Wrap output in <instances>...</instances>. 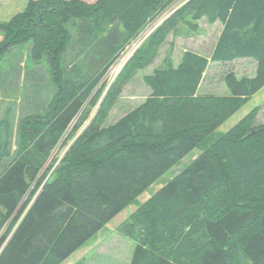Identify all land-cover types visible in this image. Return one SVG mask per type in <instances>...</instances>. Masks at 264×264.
Returning a JSON list of instances; mask_svg holds the SVG:
<instances>
[{"label": "trees", "instance_id": "16d2710c", "mask_svg": "<svg viewBox=\"0 0 264 264\" xmlns=\"http://www.w3.org/2000/svg\"><path fill=\"white\" fill-rule=\"evenodd\" d=\"M174 1L28 0L0 21V61L27 43L51 76L42 102L0 105V264H61L264 87V0H184L100 101L110 67ZM203 18L223 24L211 55L186 50L177 65L167 56L144 76L145 100L103 124L166 35ZM239 58L255 61L253 76L229 72L227 93L199 92L210 62ZM14 85L4 87L7 97ZM256 115L214 137L117 227L135 244L129 264H264V124Z\"/></svg>", "mask_w": 264, "mask_h": 264}, {"label": "rangeland", "instance_id": "374dc122", "mask_svg": "<svg viewBox=\"0 0 264 264\" xmlns=\"http://www.w3.org/2000/svg\"><path fill=\"white\" fill-rule=\"evenodd\" d=\"M86 1L95 2L96 0ZM27 3L28 0H0V21H8L12 15L18 11H22ZM183 3L184 0H175L167 9L161 12V14L148 25L140 36L130 44L127 50L110 67L102 81L100 101L134 51L145 42L156 27L162 24L163 21ZM221 30L222 23L220 21L211 24L206 18L191 21L190 23H181L176 31L170 32L163 39L159 46L158 54L152 63L138 69V71L124 83L122 91L117 96L116 101L102 123L108 124L116 121L119 117L145 100L150 93V89L144 83V76L152 72L153 69L163 66L164 59L167 56H171L174 63L177 65L186 50H193L198 53L209 55ZM2 39L3 35L0 33V40ZM25 44L26 45L11 48L0 61V105L6 103V101L10 99L22 110L26 106L27 99L42 102L46 96H51V90L49 91V89L45 88L51 83L49 64L47 61L40 64L35 63L31 56L29 57L28 55V44ZM255 67L256 63L253 59H239L231 62H212L206 79L201 83V91L218 94L224 93L227 91L225 76L229 72H235L238 77L250 76L254 74ZM19 70H22V73H20ZM35 77H37V80ZM11 82L15 83V89L10 91V96L7 97L6 94H4V87L7 86V83L9 84ZM33 87L36 88L35 92L32 89ZM41 88L47 89V94H45L44 90L39 93V89ZM100 101L96 106L92 107V114L96 112ZM38 108L39 107H36V109ZM254 109L257 110L254 121L255 124H264V87L209 136L202 146L194 148L178 164L174 165L160 176L139 195L133 203L118 213L111 221L104 225L95 236L89 239L61 264H129L130 246H132L134 242L132 240H125L121 237L117 227L124 222L141 203L146 201L166 182L175 177L192 159L201 154L203 149L210 144L214 137L225 133L243 116ZM63 154L64 151L62 147H56L52 153L54 159H57L55 165L59 162ZM121 241L125 243L123 248L116 245Z\"/></svg>", "mask_w": 264, "mask_h": 264}, {"label": "crops", "instance_id": "0c3cea01", "mask_svg": "<svg viewBox=\"0 0 264 264\" xmlns=\"http://www.w3.org/2000/svg\"><path fill=\"white\" fill-rule=\"evenodd\" d=\"M222 27H223V24H222ZM219 36V35H218ZM218 38V37H217ZM217 40V39H216ZM214 47V46H213ZM213 50V49H212ZM211 53H212V51L209 53V55L208 54H204V53H201V54H203V55H205V56H210L211 55ZM239 59H251V58H239ZM239 59H236V60H239ZM211 63L212 62H210L209 63V67H208V69H207V71H206V73H205V77H204V79H206V75H207V73H208V70H209V68H210V66H211ZM256 68V67H255ZM151 73V72H150ZM255 73V72H254ZM254 75V74H253ZM253 75H250V76H253ZM242 77V76H241ZM201 88H202V85L200 86V88H199V92L200 93H214V92H202L201 91ZM263 88V87H262ZM228 92V88H227V91L226 92H224V93H227ZM216 94H218V93H216ZM221 94H223V93H221ZM256 94V93H255ZM254 94V95H255ZM120 235H121V237H123L125 240H128V241H130V239L129 238H127V237H125V236H122V234L120 233ZM131 243V242H130ZM123 244V245H122ZM117 246H119V247H122L123 248V246L125 245V243H124V241H121V242H119V243H117L116 244ZM134 243H132V246H130V254H129V262H130V260H131V257H132V252H133V249H134ZM119 255H120V253H119Z\"/></svg>", "mask_w": 264, "mask_h": 264}]
</instances>
